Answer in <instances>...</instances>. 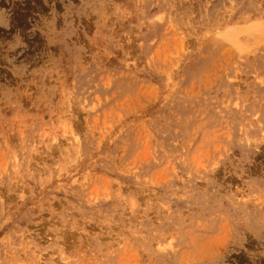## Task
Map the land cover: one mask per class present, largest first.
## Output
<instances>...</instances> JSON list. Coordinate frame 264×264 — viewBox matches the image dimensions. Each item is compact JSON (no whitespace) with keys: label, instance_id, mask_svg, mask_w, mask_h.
Wrapping results in <instances>:
<instances>
[{"label":"rangeland","instance_id":"obj_1","mask_svg":"<svg viewBox=\"0 0 264 264\" xmlns=\"http://www.w3.org/2000/svg\"><path fill=\"white\" fill-rule=\"evenodd\" d=\"M7 1L0 264H264V0Z\"/></svg>","mask_w":264,"mask_h":264},{"label":"crops","instance_id":"obj_2","mask_svg":"<svg viewBox=\"0 0 264 264\" xmlns=\"http://www.w3.org/2000/svg\"><path fill=\"white\" fill-rule=\"evenodd\" d=\"M4 1H6V0H0V3L4 2ZM8 1H9V5H11L14 0H8ZM17 5H18L17 3L14 4V8L11 7V9H9V10L4 9L6 13L3 10H0V42L1 43L13 36L12 30H13V26L15 24L14 23L15 12L11 13V11L12 10L16 11ZM0 9H3V7L0 6Z\"/></svg>","mask_w":264,"mask_h":264},{"label":"clouds","instance_id":"obj_3","mask_svg":"<svg viewBox=\"0 0 264 264\" xmlns=\"http://www.w3.org/2000/svg\"><path fill=\"white\" fill-rule=\"evenodd\" d=\"M0 10H3L5 12L4 9H0ZM215 264H228L227 253L226 252L218 253L217 256L215 257Z\"/></svg>","mask_w":264,"mask_h":264}]
</instances>
